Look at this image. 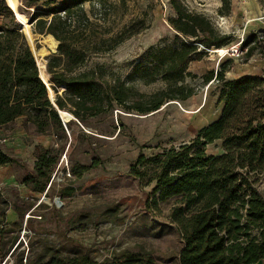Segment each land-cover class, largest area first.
<instances>
[{
    "label": "trees",
    "instance_id": "1",
    "mask_svg": "<svg viewBox=\"0 0 264 264\" xmlns=\"http://www.w3.org/2000/svg\"><path fill=\"white\" fill-rule=\"evenodd\" d=\"M95 1L63 0L52 7L46 2L47 8H37L30 15L33 32L47 35L48 48H57L47 57V79L41 63L39 74L34 54L39 62L40 53L33 40L26 37L33 54L21 34L13 4L10 8L0 0V17L9 15L13 23L11 28L0 26V128L23 117L24 125L33 126L37 133L51 131L65 139L67 130L74 133L75 121L86 123L115 106L129 113L154 114L168 102H185L194 96L195 88L184 84L190 64L231 42V36L222 34L208 16L190 11L182 0H170L174 13L168 17V24L179 44L152 50L148 62H137L131 73L132 80L145 84L163 80L167 87L151 95L120 82L103 87L96 70L78 72L87 54L79 46L78 30L81 25L91 24L85 3ZM221 1L219 11L227 16L231 0ZM29 22L22 27L25 36L31 31ZM146 28L144 22L135 24L131 31L113 38L110 49ZM244 46L248 47L246 60L259 48L264 56V40L258 32L248 34ZM233 62L223 61L217 70L202 76L206 85L219 83L216 88L221 111L217 119L201 127L187 143L164 148L150 157L141 151L131 165L130 175L151 187L149 199L153 197L156 208L159 202L175 199L170 218L183 242L179 264H264V197L256 187L264 177V77L228 79L226 73ZM40 76L49 81L56 106L50 100L53 93L50 91L49 96ZM66 112L76 119L66 122L67 128L61 119V113ZM217 141H221L223 152L209 154L207 146ZM35 157L34 172L25 183L36 197L48 196L60 157L43 146H36ZM16 162L0 147V165ZM34 264L98 263L88 255L63 258L54 253L48 260ZM101 264L156 262L150 254L131 253Z\"/></svg>",
    "mask_w": 264,
    "mask_h": 264
},
{
    "label": "rangeland",
    "instance_id": "2",
    "mask_svg": "<svg viewBox=\"0 0 264 264\" xmlns=\"http://www.w3.org/2000/svg\"><path fill=\"white\" fill-rule=\"evenodd\" d=\"M62 1L5 0L7 6L13 4L22 22V26L18 23L21 34L33 40L40 53L39 62L34 54L39 74V63L46 73L47 57L57 48H48L47 35L33 32L30 15L37 8H47L46 2L52 7ZM182 2L190 11L208 16L222 34L231 36L225 47L247 36L248 22L252 19L264 21V0H231L227 16L219 11L221 0ZM85 9L91 24L81 25L78 30L79 46L87 53L78 72L96 70L101 86L120 82L146 95L167 87L163 80L152 84L132 80L131 73L137 62H148L152 50L179 44L168 24V17L174 13L170 0H97L85 3ZM28 22L31 31L25 36L22 27ZM140 22L147 28L110 49L113 38L126 34ZM12 24L9 15L0 17V26L11 28ZM215 50L188 68L190 75L184 84L194 87L197 93L185 102H168L154 114L129 113L115 106L86 123H79L64 112L61 115L66 122L75 121L74 133L66 129L65 139L51 131L37 133L33 126L24 125L23 117L1 129V133L13 132L24 137L17 150L0 146L17 159L16 163L0 165V264H21V259L22 264H34L48 260L54 253L63 258L88 255L98 264L123 259L131 253L150 254L156 264H179L183 242L170 218L175 199L159 202L156 208L153 197L149 199L151 187L130 175L131 165L141 151L150 157L164 148L187 143L201 127L217 119L221 111L216 88L219 83L206 85L202 76L209 71L207 68L217 70L221 62L234 57H219ZM219 53L223 54V49ZM260 54L259 48L254 55ZM252 57L234 59L245 65ZM47 84L50 85L48 80ZM36 146L51 148L60 157L48 196L36 197L25 183L34 172ZM207 152L221 154V141L208 145ZM91 165L94 167L88 170L80 169ZM256 187L264 197V177Z\"/></svg>",
    "mask_w": 264,
    "mask_h": 264
},
{
    "label": "crops",
    "instance_id": "3",
    "mask_svg": "<svg viewBox=\"0 0 264 264\" xmlns=\"http://www.w3.org/2000/svg\"><path fill=\"white\" fill-rule=\"evenodd\" d=\"M258 19L261 20V18H258ZM260 20H258V22H255V21H257V19H252L250 22H248L247 35L249 33H251V32H255L256 33V32L264 31V21H260ZM259 56L260 57L253 55L252 59L249 60V63H247L245 65L239 64L238 60L233 58L234 65L230 69V71H228L226 73V77L228 79H237V78H240L241 76H244V75H252V76L264 77V56L262 54H260ZM198 62H201V61H197V63ZM241 66H242V68H241ZM207 69L209 71H211L214 68H207ZM214 83H212L211 85H213ZM8 126H10V124L0 128V130L1 129H5ZM0 136H6L8 138V143L6 145H8L9 147H11V146L14 147L15 150H17L18 144H20V141L21 142L23 141L22 138L24 137V136L20 137V136L16 135L13 132H11L8 135L6 133H1L0 132ZM25 141H27V140H25Z\"/></svg>",
    "mask_w": 264,
    "mask_h": 264
},
{
    "label": "built area",
    "instance_id": "4",
    "mask_svg": "<svg viewBox=\"0 0 264 264\" xmlns=\"http://www.w3.org/2000/svg\"><path fill=\"white\" fill-rule=\"evenodd\" d=\"M260 38L264 40V32L259 33ZM245 38L243 37L240 42L233 44L228 47H223L220 49H223L224 53L220 54L219 49H216L214 52L219 54V57H224L226 55H229L230 57H234L237 59H243L245 54L248 52V47L244 46ZM203 48V46H201ZM211 51V50H210ZM8 143V138L6 136H0V146L6 145Z\"/></svg>",
    "mask_w": 264,
    "mask_h": 264
},
{
    "label": "water",
    "instance_id": "5",
    "mask_svg": "<svg viewBox=\"0 0 264 264\" xmlns=\"http://www.w3.org/2000/svg\"><path fill=\"white\" fill-rule=\"evenodd\" d=\"M10 7V6H9ZM11 8V7H10ZM12 10H13V12H14V14H15V17H16V20H17V22L22 26V22L19 20V18L17 17V14H16V12H15V10L13 9V8H11ZM26 40H27V42H28V39L26 38ZM28 44H29V42H28ZM58 44H59V41H58ZM30 45V44H29ZM58 47V46H57ZM31 50H32V52H33V54H34V51H33V49L31 48ZM57 51V50H56ZM40 78L44 81V79L40 76ZM45 82V81H44ZM45 84H46V86H47V88H48V91H49V96H50V90H51V88H50V85L49 84H47L46 82H45ZM50 100H51V102L56 106V104H55V96H50ZM61 119H62V121H63V124H64V126L66 127V121L63 119V117H62V115H61ZM67 128V127H66ZM58 203H60L59 202V199H57L56 200Z\"/></svg>",
    "mask_w": 264,
    "mask_h": 264
},
{
    "label": "bare ground",
    "instance_id": "6",
    "mask_svg": "<svg viewBox=\"0 0 264 264\" xmlns=\"http://www.w3.org/2000/svg\"><path fill=\"white\" fill-rule=\"evenodd\" d=\"M29 42V41H28Z\"/></svg>",
    "mask_w": 264,
    "mask_h": 264
}]
</instances>
